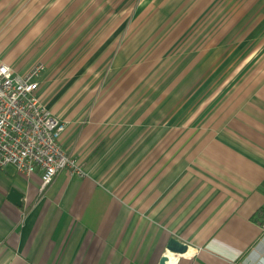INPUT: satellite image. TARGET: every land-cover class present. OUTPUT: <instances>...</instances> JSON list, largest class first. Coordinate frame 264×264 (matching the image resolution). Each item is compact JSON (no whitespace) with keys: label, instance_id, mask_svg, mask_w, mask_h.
I'll list each match as a JSON object with an SVG mask.
<instances>
[{"label":"crops","instance_id":"1","mask_svg":"<svg viewBox=\"0 0 264 264\" xmlns=\"http://www.w3.org/2000/svg\"><path fill=\"white\" fill-rule=\"evenodd\" d=\"M47 1L0 0V58L19 75L45 66L38 97L87 175L40 194L39 172L0 169V264H158L172 238L190 253L176 264H264V74L206 131L126 116L125 87L91 106V0Z\"/></svg>","mask_w":264,"mask_h":264},{"label":"rangeland","instance_id":"2","mask_svg":"<svg viewBox=\"0 0 264 264\" xmlns=\"http://www.w3.org/2000/svg\"><path fill=\"white\" fill-rule=\"evenodd\" d=\"M90 5L81 38L85 49L91 41L93 61L78 84L91 87L78 99L91 106L113 100L117 88L125 87L120 101H132L125 111L135 101L126 116L145 123L169 118L173 128L206 131L264 74V0H91Z\"/></svg>","mask_w":264,"mask_h":264},{"label":"built area","instance_id":"3","mask_svg":"<svg viewBox=\"0 0 264 264\" xmlns=\"http://www.w3.org/2000/svg\"><path fill=\"white\" fill-rule=\"evenodd\" d=\"M45 66L19 75L0 58V169L11 166L19 174H40L39 193L60 172L86 176L84 166L61 142L68 123L48 111L38 97ZM264 232V218L261 222Z\"/></svg>","mask_w":264,"mask_h":264},{"label":"water","instance_id":"4","mask_svg":"<svg viewBox=\"0 0 264 264\" xmlns=\"http://www.w3.org/2000/svg\"><path fill=\"white\" fill-rule=\"evenodd\" d=\"M8 201L13 205L19 207L22 201V195L15 190H10L8 194ZM167 253L173 254L174 256H186L189 253V247L186 244L178 241L175 238L169 240L166 246ZM158 264H168V257L163 256Z\"/></svg>","mask_w":264,"mask_h":264},{"label":"bare ground","instance_id":"5","mask_svg":"<svg viewBox=\"0 0 264 264\" xmlns=\"http://www.w3.org/2000/svg\"><path fill=\"white\" fill-rule=\"evenodd\" d=\"M190 253H188L186 256H174L173 254L167 253L166 256L168 257V264H176L180 258H186L189 256Z\"/></svg>","mask_w":264,"mask_h":264}]
</instances>
